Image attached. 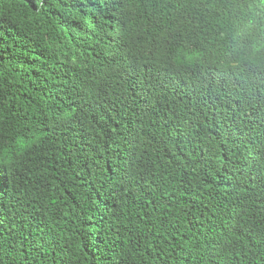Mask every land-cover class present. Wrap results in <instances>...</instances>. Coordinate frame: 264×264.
Here are the masks:
<instances>
[{
    "label": "trees",
    "instance_id": "trees-1",
    "mask_svg": "<svg viewBox=\"0 0 264 264\" xmlns=\"http://www.w3.org/2000/svg\"><path fill=\"white\" fill-rule=\"evenodd\" d=\"M0 264H264V0H0Z\"/></svg>",
    "mask_w": 264,
    "mask_h": 264
}]
</instances>
